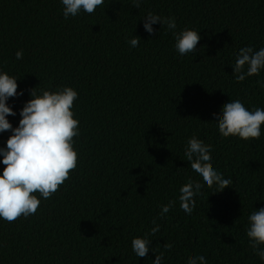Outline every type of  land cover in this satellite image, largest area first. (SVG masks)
<instances>
[{"label":"trees","instance_id":"obj_1","mask_svg":"<svg viewBox=\"0 0 264 264\" xmlns=\"http://www.w3.org/2000/svg\"><path fill=\"white\" fill-rule=\"evenodd\" d=\"M149 11L175 17L176 32L200 31L197 51L180 55L159 22L147 32ZM248 46L264 47V0H144L139 9L132 0H105L67 19L61 0H0V71L18 77L23 93L7 100L16 113L7 119L19 125L33 88L64 86L78 92L79 119L69 179L50 199L40 197L35 214L0 219V264H152L160 253L161 264H186L190 255L264 264L246 235L248 216L264 207V125L259 139L245 141L222 137L216 121L228 100L264 108V69L243 82L233 73ZM10 135L0 133V147ZM193 135L211 145L214 167L232 185L220 192L204 185L189 215L179 188L189 179L203 184L184 157ZM153 221L160 231L137 257L131 241Z\"/></svg>","mask_w":264,"mask_h":264},{"label":"clouds","instance_id":"obj_2","mask_svg":"<svg viewBox=\"0 0 264 264\" xmlns=\"http://www.w3.org/2000/svg\"><path fill=\"white\" fill-rule=\"evenodd\" d=\"M61 3L63 16L67 19L77 16L81 11L92 14L97 7L104 5L105 0H61ZM142 3L144 0H132V6L137 9ZM157 22L173 32L175 48L180 55L197 51L200 31L185 28L176 32L175 17H162L151 11L145 14L144 28L147 32L153 33V24ZM139 42L138 36L129 40L133 48ZM15 55L17 60L22 59L23 50H18ZM232 67L237 82H243L250 76H259L264 69V47L255 51L251 46L240 48ZM17 78L0 71V133L11 131L6 148L0 147L5 166L0 173V219L9 223L21 216L26 218L35 214L41 204L40 197L50 199L69 179L78 164L74 138L79 135V119L75 118L73 111L77 90L64 86L56 91L41 89V94H37L33 88L31 99L20 111L19 125L13 127L7 117L16 113L7 100L23 94L22 91L18 93ZM216 121L222 137H238L245 141L259 139L261 126L264 125V108L250 110L240 99L228 100ZM184 157L203 181L202 184L189 179L179 188V206L191 215L196 206L195 197L201 194L204 185L209 188L215 185V192H220L230 187L232 180L225 178L214 167L211 145L205 144L195 135L187 141ZM175 205V199L162 205L160 215L163 217ZM153 225L147 234L132 239L131 247L137 257L147 256L151 238L160 231L155 221ZM246 235L252 251L264 260V247H261L264 245V207L248 216ZM164 246L171 248V244L165 243ZM162 259L163 253L156 254L152 264H161ZM186 264H207V260L204 255H190Z\"/></svg>","mask_w":264,"mask_h":264}]
</instances>
